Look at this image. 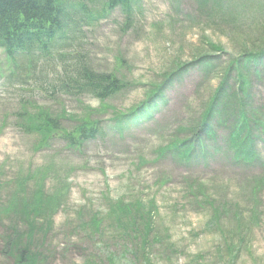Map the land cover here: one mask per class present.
Instances as JSON below:
<instances>
[{
  "label": "rangeland",
  "instance_id": "1",
  "mask_svg": "<svg viewBox=\"0 0 264 264\" xmlns=\"http://www.w3.org/2000/svg\"><path fill=\"white\" fill-rule=\"evenodd\" d=\"M138 8L127 20L114 9L87 32L95 69L125 87L105 101L0 86V264H14L3 237L30 230L21 216L35 227L37 264H264V126L252 131L250 163L235 161L230 144L241 107L264 121V0ZM3 60L0 51V84ZM36 68L35 77L50 70ZM43 109L64 126L91 115L109 127L80 151L59 141L42 149L19 124ZM136 109L124 133L111 128ZM27 172L47 174L46 207L34 181L22 182ZM11 200L31 204L25 216Z\"/></svg>",
  "mask_w": 264,
  "mask_h": 264
},
{
  "label": "trees",
  "instance_id": "2",
  "mask_svg": "<svg viewBox=\"0 0 264 264\" xmlns=\"http://www.w3.org/2000/svg\"><path fill=\"white\" fill-rule=\"evenodd\" d=\"M87 1H92L95 5H107L111 8L114 5H120L123 6L125 12L128 14L130 12V9L132 8L131 3L134 0H84L82 4L79 3V6L81 5L80 7L77 5V3L73 5L74 7H79V11H83L84 16L94 17L95 14H97V10L90 8L86 3ZM66 2L67 0H0V47H3L5 52H7L12 59H15L18 57V55H12L11 53H16L17 50L27 47L24 46L22 42L23 40L26 41L30 29H33L30 39H32L37 34V32L41 34H52L59 33L60 30L63 31V23L65 18H67L68 14H72L70 10L66 8ZM37 37L38 36H36V38ZM49 54L50 53H48L47 56ZM255 56L260 55L256 54ZM262 63L263 61L255 65L254 70L256 73L260 72L257 71V67L259 66L261 70ZM67 64L68 62H63V69L61 71L62 75L58 77L57 82L49 78L48 72L44 75L43 79L36 85V87L40 88V92L42 94L46 96L54 95L57 93H64L70 96L91 94L96 98L103 100L116 94L120 91V89H122L121 82L114 74L95 72L94 68L87 63V60L85 58H80L78 62L76 60H73L68 64V66ZM43 73L44 72H41L40 75H42ZM241 78L243 79L242 76ZM246 86L247 83L243 79V91L246 90ZM247 110L245 109V107L244 109L243 107H241L240 116L242 119V123L250 126L251 119L248 115ZM250 110L253 111V108ZM85 118L88 119L85 120V122L82 124V128H84L85 130L81 128L78 129V133L81 136L86 135V130L88 133L91 128L95 129V133L91 134L97 133L101 136L104 135V128L101 125L100 120L92 119L90 115ZM261 125L262 127L264 126V124ZM20 127L23 132L29 135L35 134L39 136L41 138L42 144L45 142L49 143L57 139H60L62 141H64L65 139L71 142V144L69 143L71 146L76 144L73 140V137L75 138L74 132H72V130L64 131V127L60 124V121L44 109L31 114L27 113L25 122L21 124ZM241 137L242 136L240 134L236 133V138ZM241 141L244 150L240 151V154L237 153L236 156L240 159L243 158L242 161H248L249 158L250 160L254 159V157H256V154L254 148L252 149V136L250 134L246 135L245 137L243 136ZM237 150H239V146H237ZM43 173L44 174L42 178H34L30 172H27L26 176L23 177L22 180V182L26 185L27 182L33 180L34 184L38 187V189L35 191V196H38V198L40 199V201L38 202L40 208L46 207L49 202L42 195L43 191L45 193H49L46 189L43 188V182L47 177V174L45 172ZM0 179L3 180L1 178V170ZM17 185L21 186L19 184ZM1 187L2 186L0 185V188ZM1 194L2 193H0V195ZM12 199H14V196H12ZM30 205L31 204L29 203L28 205L24 206L21 200L18 202L15 200H11L9 205L7 206L8 209L13 211L21 209L22 215L25 216L26 211L30 209ZM20 219L23 223H28V226L30 225L29 232H27V234L25 235L23 234V232H21L20 236L18 237L21 227V225L18 224L17 226L19 227V230L15 229V236L8 235L6 237H3V239L5 238L6 243L10 242L11 249L13 250L14 264H24V262L28 264H37L39 256L43 255V253H41L40 250H35L36 239H33L34 236L32 235L35 232V227L32 225V223L28 222V218H26L25 220L21 216ZM128 225L129 223L126 224V227Z\"/></svg>",
  "mask_w": 264,
  "mask_h": 264
}]
</instances>
